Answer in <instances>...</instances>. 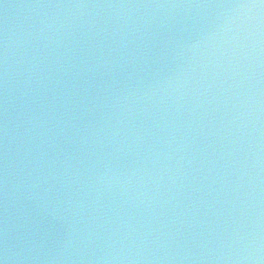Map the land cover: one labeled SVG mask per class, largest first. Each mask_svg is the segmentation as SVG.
I'll use <instances>...</instances> for the list:
<instances>
[{"label": "water", "instance_id": "obj_1", "mask_svg": "<svg viewBox=\"0 0 264 264\" xmlns=\"http://www.w3.org/2000/svg\"><path fill=\"white\" fill-rule=\"evenodd\" d=\"M0 264H264V0H0Z\"/></svg>", "mask_w": 264, "mask_h": 264}]
</instances>
